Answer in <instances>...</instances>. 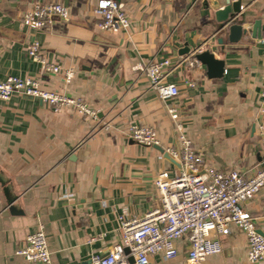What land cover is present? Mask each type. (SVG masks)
Returning <instances> with one entry per match:
<instances>
[{
	"label": "crops",
	"instance_id": "0c3cea01",
	"mask_svg": "<svg viewBox=\"0 0 264 264\" xmlns=\"http://www.w3.org/2000/svg\"><path fill=\"white\" fill-rule=\"evenodd\" d=\"M130 19L126 30L98 26L96 0H0V80L14 75L37 80L42 88L81 97L98 110L99 122L72 108L60 112L38 100L13 93L0 99V264L28 262L16 251L26 236L43 227L47 264H89L120 240L118 215L140 217L159 204L156 178L169 179L180 163L156 145L176 147L167 107L175 108L183 131L206 165L251 176L264 161V0H241L244 28L259 20V36L230 42L209 0H118ZM58 2L66 19L53 17L44 28L22 20L36 3ZM222 42H219V39ZM37 40L51 63L70 67V83L61 72L44 71L28 54ZM205 49L223 60V74L207 75L205 64L173 68L164 81L178 94L161 100L150 88L143 66L182 50ZM192 81L193 87L185 82ZM152 127L156 145L129 140L130 123ZM16 198L12 209L4 187ZM264 236V186L243 203ZM222 250L207 264H264L247 259L245 233L233 223L218 235ZM177 255L153 254L147 264H185L188 242L176 240Z\"/></svg>",
	"mask_w": 264,
	"mask_h": 264
},
{
	"label": "built area",
	"instance_id": "2783aa9c",
	"mask_svg": "<svg viewBox=\"0 0 264 264\" xmlns=\"http://www.w3.org/2000/svg\"><path fill=\"white\" fill-rule=\"evenodd\" d=\"M94 13L99 18L98 26L104 31L126 30L130 25L123 4L118 0H96ZM56 16L62 19L68 16L61 3H36L23 13L22 20L31 27L44 28ZM27 52L40 62L44 71L61 72L62 80L70 83L74 70L48 62L40 54L37 40L29 44ZM195 54L179 55L175 62L163 58L143 66L150 88L161 100L178 94L177 85L165 82V76L177 66H194L197 63ZM185 83L194 86L192 81ZM13 93L37 98L55 112L72 108L82 117L99 122L98 110L81 97L42 88L35 79L10 75L0 80V99L8 100ZM260 94L264 98V79ZM167 111L174 124L177 146L166 152L180 163L179 172L169 179L154 180L159 200L156 208L140 217L130 216L126 211L118 215L120 240L105 254H92L89 264H147L153 254L172 259L178 251L175 242L182 237L188 242L185 264H207L209 256L221 252L218 235L224 233L230 223L236 224L246 235L247 259L252 263L262 261L264 236L258 232L243 203L264 186V161L251 176L236 168L221 171L206 165L184 133L175 108L167 107ZM125 135L142 145L158 143L155 130L137 122L128 125ZM262 138L264 142V135ZM16 252L28 262L47 264L50 254L43 227L29 233L24 246Z\"/></svg>",
	"mask_w": 264,
	"mask_h": 264
},
{
	"label": "water",
	"instance_id": "95a60500",
	"mask_svg": "<svg viewBox=\"0 0 264 264\" xmlns=\"http://www.w3.org/2000/svg\"><path fill=\"white\" fill-rule=\"evenodd\" d=\"M209 4L214 9V17L218 22L217 29L220 32L226 31L227 38L230 42L238 41L241 36L250 33L252 37L259 36L260 22L255 20L250 28H244L243 23L245 22L243 17L244 12H241V0H209ZM222 42V39H219ZM188 47H185L181 54L188 53ZM195 58L207 67V75L210 77H219L223 74V60L216 59L214 54L209 50L205 49L195 54ZM29 97V96H26ZM156 148L167 158H170L169 154L163 148L156 145ZM171 159V158H170ZM0 182H4L0 176ZM4 192L7 196V202L12 209V202L16 198L10 193V186L4 187ZM130 262L133 260L130 258Z\"/></svg>",
	"mask_w": 264,
	"mask_h": 264
}]
</instances>
